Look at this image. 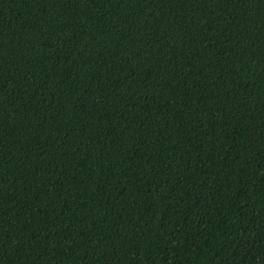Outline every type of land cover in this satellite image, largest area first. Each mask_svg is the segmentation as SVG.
<instances>
[{
    "label": "trees",
    "instance_id": "trees-1",
    "mask_svg": "<svg viewBox=\"0 0 264 264\" xmlns=\"http://www.w3.org/2000/svg\"><path fill=\"white\" fill-rule=\"evenodd\" d=\"M0 264H264V0H0Z\"/></svg>",
    "mask_w": 264,
    "mask_h": 264
}]
</instances>
